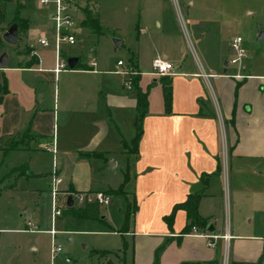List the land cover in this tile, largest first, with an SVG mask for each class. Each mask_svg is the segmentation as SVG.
<instances>
[{
  "label": "crops",
  "instance_id": "1",
  "mask_svg": "<svg viewBox=\"0 0 264 264\" xmlns=\"http://www.w3.org/2000/svg\"><path fill=\"white\" fill-rule=\"evenodd\" d=\"M75 1L80 20L84 10H88L96 16L101 28L104 17L98 0ZM6 2L13 6V16L7 22L0 20V40L4 41L2 32L16 17L22 23L17 26L15 44H10L11 52L0 46V53L4 52L7 60L6 65H0V151H21L27 157L11 167L12 173L2 176L0 184L4 177L11 179L2 183L0 193L15 190L16 177L30 175V164L37 162L35 152L43 140L41 147L56 154L54 170L60 176L58 198L70 190L100 189L110 196L117 194L126 201L128 197L132 200L134 227L121 231L123 236L130 234L132 238L131 244L125 245L128 264H179L213 258L218 264L231 260L264 264V208L258 202L264 182V54L251 51L245 55L240 69L244 76L226 74L234 70L227 63L229 40L234 35H227L226 48L212 56L210 44L201 45L197 55L189 42L192 68L184 69L183 59L173 61L176 53L179 60L183 52L178 40L174 44L182 36L175 13L178 2L184 7L194 40L200 42L207 37L209 42V27L202 22L211 24V0H204L196 14L191 12L193 0H133L138 35L164 42L153 44L151 58L160 55L173 62L174 67L165 74L170 76V111L149 116L147 107L137 142L133 144L131 137L130 145L123 141L122 146L116 109H129L127 114L131 118L135 98L121 94L118 81L115 89L99 81L102 76L116 72L98 69L93 55L79 63L80 54L63 52L62 43L66 42L60 41L61 56L66 59L68 55H76L77 60L72 68L54 73L52 23L49 37L45 29L38 27L41 17L49 20L47 8L38 6L34 0ZM230 8L220 3L213 19L228 23ZM76 21L79 22L78 18ZM191 21L197 24L199 21V26ZM39 32L47 37V45L36 41ZM90 32H94L90 27L76 24L73 44ZM250 43V39L243 40L245 48ZM21 46L34 48L39 61L28 52L19 51ZM30 58L36 61L27 65ZM91 59L95 61L94 68L89 64ZM131 65L137 70L132 61ZM7 70L15 72L12 80L4 75ZM83 75L95 77L98 82L89 85L81 79ZM178 75L183 77L184 84L183 88L177 85L175 92L174 78ZM54 80L58 83L52 88L50 105L45 89ZM204 83L209 87L211 99L207 98ZM97 94L100 100L96 99ZM132 125L135 126V115ZM24 162V167L14 169ZM26 168L29 169L24 172ZM224 187L226 197L234 205L231 212H220ZM188 194H197L196 211L204 223H196L194 228L216 234L209 238L213 246L191 227L184 228L187 223L184 208L173 209ZM32 212L31 206L27 216H32ZM170 212L169 221L164 220L163 216ZM13 217L14 225H0V264H11L10 255L1 253L2 233L25 231L21 225L28 217L21 220V213ZM100 217L104 221L106 213ZM11 255L15 258L16 252Z\"/></svg>",
  "mask_w": 264,
  "mask_h": 264
},
{
  "label": "rangeland",
  "instance_id": "2",
  "mask_svg": "<svg viewBox=\"0 0 264 264\" xmlns=\"http://www.w3.org/2000/svg\"><path fill=\"white\" fill-rule=\"evenodd\" d=\"M193 1L194 5L191 8V12L196 14L197 10L204 5V0ZM133 3V0H98V5L101 11H103L104 17V23L100 28L101 31L99 33L90 32L88 36L80 35L79 42L72 45L62 43L64 47L62 51L66 53H79V63H82L84 58L86 60V58L88 59L93 55L96 58L98 69H110L114 71V65L117 59H121L123 62V65L118 66L119 69L128 66L131 64V61L135 63L137 71L134 75L138 74V76L136 84H132L130 89L123 86V80L125 78L123 72L114 71L116 72L115 74L102 76L99 81L103 85L107 84L110 88L113 87L114 89L116 86L115 83L118 81L120 93L130 98L135 96L137 90L145 91L147 107L149 108L148 112L150 113L149 116H153L155 113L165 110L163 101V76L150 73L152 46L153 44L161 45L164 42L160 39L152 40L143 35H138L137 8L133 7ZM220 3L232 7L229 10V22L226 24H221L217 19H213V17L217 16ZM12 8L13 6L9 2L0 0V20L2 22H7L12 18ZM39 12L42 13V10H39ZM175 13L181 27L182 36L180 39H176L174 44L178 40L182 44L183 52L179 60H176L179 57L176 53L175 60L173 61L177 62L183 59L184 69L188 67L192 68L193 51L199 55L201 45H211V56L217 50L226 48L225 38L227 35L233 36L239 34L242 40H251L252 44L250 43V46L245 48L246 55L251 51L264 54V35L261 38H256L258 30H263L262 26H264V0H211V24H206V21L202 22L205 27H209V42L206 40L207 37L200 42L194 40L188 28V23H186L187 17L184 7L179 2ZM78 16L80 15L77 12L76 20L78 18L80 22V17ZM79 22L77 24H80ZM191 24L199 26V21L198 24L197 21H191ZM38 27L45 29L48 37L51 36V21L41 17ZM110 37L121 39V43L115 45ZM189 42L193 47V51L189 46ZM1 44L2 49L11 52L12 46L10 44L0 40V46ZM19 49V51L27 52L28 47L21 46ZM229 52L231 54L230 48ZM225 58L221 59V63ZM228 67L234 69L235 65L228 63ZM14 74L15 72L10 70L4 73L10 80L13 79ZM82 77L81 79L89 85H94L98 82V79L90 75H83ZM58 82H60V79ZM58 82L57 80L50 81L46 86L45 93L50 100V105L53 103L52 98L54 96L52 88ZM174 82L175 92L178 91L177 85L179 88H183L184 79L182 76H176ZM204 86L207 98L211 99L209 87L207 84ZM58 98L60 101L61 90L59 87ZM96 99H101L98 94ZM116 110L119 117L121 146L124 144L123 141L130 145V138L134 137L136 130V127L132 125L135 111H133V115L129 118V114H127V110L129 109L120 107ZM60 128L58 124L57 131L59 140H61L59 136ZM42 141L39 144V151L35 152L37 162L30 164V170L32 171L30 175L16 177L15 190L8 192L3 190L0 193V225H14L13 215L15 213H21V220L28 217L27 219L36 226V230L2 233L4 244H1L3 246L1 253H5L7 257L10 255L11 258L8 261L11 264H121L123 260L128 264V254L125 252L126 249L123 248V241L125 240L126 245L129 246L132 238L130 234L123 236L121 231L125 227H129L130 229L134 227L132 219L135 218L133 217L135 214L133 216L132 214L135 212V209L132 200L128 197L129 200L126 201L121 195L112 194L107 204L99 205L101 214L106 213L105 220L86 219L83 222L82 229L65 230L63 228L62 215L60 214L55 216L51 222V176L56 154L55 152L53 153L50 150L42 148ZM26 155L27 153L21 151H0V179L6 173H12L13 170H11V167L19 165L26 159ZM28 169L26 168L23 171L25 172ZM10 179L4 177L2 183ZM2 183L0 184L1 187H3ZM223 191L220 212H231L234 210V205H232L230 198L226 197L225 187ZM60 196L59 201L63 194H60ZM258 202L264 208V182L258 194ZM31 206L33 207L32 216H27V209ZM18 225L20 224L18 223ZM49 229H53L55 232L52 240ZM51 241L59 244L61 248L53 256L50 255ZM12 251L16 252L15 258L11 255Z\"/></svg>",
  "mask_w": 264,
  "mask_h": 264
},
{
  "label": "built area",
  "instance_id": "3",
  "mask_svg": "<svg viewBox=\"0 0 264 264\" xmlns=\"http://www.w3.org/2000/svg\"><path fill=\"white\" fill-rule=\"evenodd\" d=\"M35 3L40 7L47 8V17L52 23L53 30V47H54V65L52 67L53 72H57L60 69L68 68L66 65L65 59L61 56L59 50V42L64 41L67 44H73L76 40V13L78 11V6L75 0H34ZM36 41L41 45H47L48 40L43 32H39L36 37ZM229 48L231 50V54L227 58V63H231L235 65L233 71H226V74L233 77H242L245 74L241 73L240 69L242 66V61L246 55L245 47L243 45L242 37L239 34L234 35L229 40ZM28 54L30 56H34L37 61L38 55L34 48L28 50ZM89 64L92 68H94L95 61L91 59ZM123 65L121 59H117L115 61L114 71L123 72L125 74V78L123 80V86L127 89H130L132 86V78L136 73L131 64L128 66L119 69L118 66ZM151 73L153 74H167L172 72L174 64L170 60L160 56L155 55L151 58L150 61ZM203 75H205L203 73ZM60 181V176L55 173L53 169L51 176V208H50V217L51 222L54 220L55 216L61 214V207L63 203H65V198L67 194H70L72 204L78 205L82 202H96L98 205L107 204L110 200V194L104 190L100 189H87V190H79V191H68L64 192L61 200L57 196L58 188L57 184ZM23 229L25 230H36V226L30 220H26L24 222ZM191 229L199 235H202L206 238V243L210 246H213V242L209 239L211 237L216 236V234H211L208 232H198L195 230L194 225L191 226ZM49 233L51 235V240L54 237V230L49 229ZM223 238L226 239L227 235L223 234ZM60 245L55 244L51 241L50 245V255L53 256L58 251H60Z\"/></svg>",
  "mask_w": 264,
  "mask_h": 264
},
{
  "label": "trees",
  "instance_id": "4",
  "mask_svg": "<svg viewBox=\"0 0 264 264\" xmlns=\"http://www.w3.org/2000/svg\"><path fill=\"white\" fill-rule=\"evenodd\" d=\"M14 21L16 22L17 26H20L22 23L21 18H15ZM81 25H86L90 27L95 33L100 32V26L98 23V20L95 15H93L90 11L84 10L83 18L79 22ZM28 52V50H27ZM34 61H36L33 58H30L26 64L30 65ZM163 76V101H164V110L169 112L170 111V92H171V86H170V76L161 74ZM138 74L134 75L132 78V84H136ZM4 91V88L1 87V92ZM135 127L136 132L133 137V144H135L140 136V121L143 117V115L146 113L147 109V99H146V92L143 90H137L135 92ZM0 100H1V94H0ZM26 163L24 162L21 164V166L14 168L19 169L20 167H24ZM73 191V190H70ZM196 201H197V194H188L187 197L184 200H181L173 205V209L175 207H182L185 210V216L187 219V223L184 226V228H189L192 225L196 223H201L202 218L198 215L196 211ZM100 211H99V205L96 202H82L78 205H67L66 203H63L61 207V214L63 219V228L65 230H71V229H82L83 222L86 219H103L100 217ZM172 212H170L168 215L163 216V219L166 221H169L170 215ZM125 241H123V248H125ZM121 264H126L123 260ZM179 264H218L217 260L215 258L210 260H204V261H181ZM228 264H258L256 261H234L231 260Z\"/></svg>",
  "mask_w": 264,
  "mask_h": 264
},
{
  "label": "water",
  "instance_id": "5",
  "mask_svg": "<svg viewBox=\"0 0 264 264\" xmlns=\"http://www.w3.org/2000/svg\"><path fill=\"white\" fill-rule=\"evenodd\" d=\"M17 36H18L17 24L15 21L11 22L1 34L2 39L9 44H15ZM261 37H263V30L259 29L257 32L256 38H261ZM111 40L113 41L115 45H117L119 42V38L111 37ZM76 60H77L76 55H68L65 59L67 67L72 68L76 63ZM6 63H7V60H6L5 53L2 52L0 53V65H6ZM65 203L67 205L72 204L70 194L66 195Z\"/></svg>",
  "mask_w": 264,
  "mask_h": 264
}]
</instances>
